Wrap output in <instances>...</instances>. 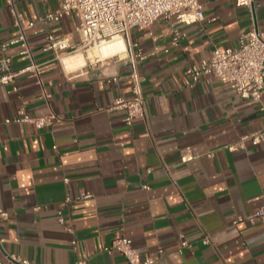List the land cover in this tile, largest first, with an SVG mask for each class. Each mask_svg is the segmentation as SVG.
Wrapping results in <instances>:
<instances>
[{"label": "crops", "instance_id": "obj_1", "mask_svg": "<svg viewBox=\"0 0 264 264\" xmlns=\"http://www.w3.org/2000/svg\"><path fill=\"white\" fill-rule=\"evenodd\" d=\"M199 1L204 21L160 19L131 31L144 54L146 118L128 126L125 112L112 110L132 96L124 55L69 72L67 53L58 58L43 48L49 33L79 42V18L44 23L59 0H0V49L8 45L11 72L26 70L0 85V209L9 214L0 218L4 264L12 257L128 264L106 251L121 236L157 264H264V221L234 224L264 207V142L240 147L264 129V95L253 102L219 80L193 85L186 74L216 47H237L243 32L264 33V0L253 12L236 0ZM13 11L34 23L24 27L31 55L11 45L20 32ZM175 29L182 34L177 46ZM23 115L56 120L39 129L16 121ZM185 152L195 159L183 163ZM82 192L92 197L80 199ZM183 242L191 247L180 252Z\"/></svg>", "mask_w": 264, "mask_h": 264}, {"label": "built area", "instance_id": "obj_2", "mask_svg": "<svg viewBox=\"0 0 264 264\" xmlns=\"http://www.w3.org/2000/svg\"><path fill=\"white\" fill-rule=\"evenodd\" d=\"M47 1V0H44ZM259 0H236L239 7H247L254 11ZM60 6L56 11H48L43 17L44 23L59 22L64 17H77L80 23L76 27L79 35V42L75 43L71 37L56 36L48 34L43 50L53 51L59 58L61 53L68 55L87 53L107 42L118 37H122L126 44L124 60L131 69L132 96L130 98H119L112 110H122L125 112V122L132 126L136 119L146 118V103L143 91V81L139 73V64L144 60V54L139 45L131 38L133 29L145 30L150 28L154 22L160 19L170 20L176 18L179 23L193 24L205 20L202 4L199 0H59ZM16 24L19 27V36L11 42V45L21 44L22 54H30L27 36L24 32L25 25L29 24L15 11ZM182 34L179 30H174L173 44L179 45ZM8 45H3L0 49V85L13 83L16 77L25 72H11V57L6 54ZM120 58L119 56H116ZM32 66L30 69H34ZM193 85L200 82L204 77L219 80L228 84L242 98L250 99L253 102H261L264 95V33L258 28H253L243 32L237 47L221 48L216 47L210 60L200 64L191 65L187 71ZM264 110V105H262ZM56 118L32 119L28 115H23L17 122L31 123L42 129L50 126ZM250 141L257 146L264 142V129L244 137L240 142L243 147ZM232 150L236 146L231 147ZM195 156L190 152H185L181 156L183 163L190 162ZM92 194L82 192L80 199H89ZM8 212L0 209V218L7 219ZM257 219L264 221V207L247 218L239 217L234 224ZM60 223L64 224L63 217ZM209 239L204 240L208 244ZM77 248V241L73 242ZM187 242L182 243V248H190ZM106 251L109 254L117 252L121 254L128 264H157V260L149 255L141 254L133 245V241L121 236L116 239L111 247ZM10 264H29L28 262H18L14 257L9 258ZM0 264H4L0 260ZM77 264H87L86 261H79Z\"/></svg>", "mask_w": 264, "mask_h": 264}, {"label": "bare ground", "instance_id": "obj_3", "mask_svg": "<svg viewBox=\"0 0 264 264\" xmlns=\"http://www.w3.org/2000/svg\"><path fill=\"white\" fill-rule=\"evenodd\" d=\"M120 42L122 43V49L115 51L114 53L105 56L102 49L104 47H107L110 44H114ZM94 51L89 53L88 55L85 56V54L83 53H78V54H74V55H68L65 56L62 60L63 63L65 65V67L67 68V70L69 72L75 71L79 68H82L83 66H85L87 64V61L90 60L92 62L94 61H103V60H107L116 56L122 57L125 53L126 50V44L125 41L122 37H118L110 42H107L95 49H93Z\"/></svg>", "mask_w": 264, "mask_h": 264}, {"label": "clouds", "instance_id": "obj_4", "mask_svg": "<svg viewBox=\"0 0 264 264\" xmlns=\"http://www.w3.org/2000/svg\"><path fill=\"white\" fill-rule=\"evenodd\" d=\"M120 49H122V43L117 42L114 44H110L107 47H104L102 49V51H103L104 55L107 56V55L114 53L117 50H120Z\"/></svg>", "mask_w": 264, "mask_h": 264}, {"label": "rangeland", "instance_id": "obj_5", "mask_svg": "<svg viewBox=\"0 0 264 264\" xmlns=\"http://www.w3.org/2000/svg\"><path fill=\"white\" fill-rule=\"evenodd\" d=\"M94 50H90V51H88L87 53H83V54H85V56L86 55H88L89 53H91V52H93ZM80 53H82V52H80Z\"/></svg>", "mask_w": 264, "mask_h": 264}]
</instances>
